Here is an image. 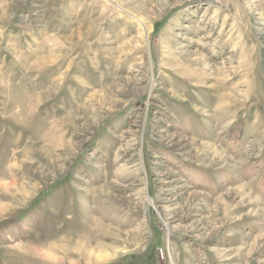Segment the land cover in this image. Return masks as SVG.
<instances>
[{
    "label": "rangeland",
    "instance_id": "obj_1",
    "mask_svg": "<svg viewBox=\"0 0 264 264\" xmlns=\"http://www.w3.org/2000/svg\"><path fill=\"white\" fill-rule=\"evenodd\" d=\"M0 182V264H264V0H0Z\"/></svg>",
    "mask_w": 264,
    "mask_h": 264
},
{
    "label": "bare ground",
    "instance_id": "obj_2",
    "mask_svg": "<svg viewBox=\"0 0 264 264\" xmlns=\"http://www.w3.org/2000/svg\"><path fill=\"white\" fill-rule=\"evenodd\" d=\"M14 186L16 185V184H13ZM0 186H3V187H7V188H11L12 187V184L11 183H1L0 182ZM16 187V186H15ZM4 189V188H3ZM14 189V188H13ZM13 189H11V190H13ZM18 189H20V188H16L15 190L17 191V192H19L18 194H20V192L21 193H24L26 196L28 195V192L27 191H19ZM8 191H9V189H7ZM6 190V191H7ZM10 192V191H9ZM12 192V191H11ZM23 194V195H24ZM152 202H149V204H151ZM152 205V204H151ZM100 230H101V232L106 236V237H111V236H113V234H111L109 231L111 230V228H106V226L105 227H103L102 226V228H100ZM112 231V230H111ZM169 232L166 234V241H167V246H166V255H167V257H168V260H169V264H175L174 263V260H173V254H172V252L170 251V242L168 241V238H169ZM113 239V238H112ZM78 243L79 242H77L76 244H74L75 246L72 248L73 250H75L76 251V247L78 246ZM71 245V244H70ZM72 247V246H71ZM60 248V247H59ZM97 248L98 249H100V250H97ZM97 248H94V249H88V248H85V246L83 247V250L82 251H80V253L81 254H83V257L88 261V262H91V261H93V262H99V261H103V260H106V259H108L109 258V256H110V254H104V255H101L100 254V251L101 250H104V252H110V251H112V250H114L115 248H113V247H110L109 245H105V244H99L98 245V247ZM35 250L37 251V252H39V253H41L42 255H43V257H50V255H48L49 254V252L50 251H43V250H40V248L39 249H37V248H35ZM41 251H43V252H41ZM115 251V250H114ZM122 253V251H117L116 253ZM123 253H125L124 251H123ZM53 254V253H52ZM113 256H115L116 254H112ZM41 256V255H40ZM55 256V255H54ZM47 257V258H48Z\"/></svg>",
    "mask_w": 264,
    "mask_h": 264
}]
</instances>
